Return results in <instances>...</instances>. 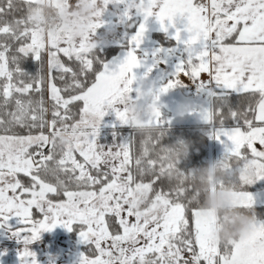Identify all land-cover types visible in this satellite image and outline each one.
<instances>
[{"label":"snow or ice","instance_id":"6c2138e0","mask_svg":"<svg viewBox=\"0 0 264 264\" xmlns=\"http://www.w3.org/2000/svg\"><path fill=\"white\" fill-rule=\"evenodd\" d=\"M26 3L29 7L33 0ZM109 3L128 28L143 17L135 32L123 34V57L111 62L100 55L102 44L64 39L45 45L27 27L17 31L26 16L7 20L13 0L0 5V109H5L0 112V229L24 245L21 264H38L30 246L42 233L57 227L72 231L77 225L81 242L96 252L95 258L81 254L80 264H264V247L256 244L264 240V220L257 218L259 231L249 241L223 249L212 244L213 222L201 217L191 199L196 190L176 173L166 150H155L171 121L158 109L152 112L147 125L159 131L151 136L130 116V104L144 91L159 96L185 87L181 76L195 84L207 103L190 114L209 125L211 139L225 145L223 158L244 162L240 195L242 206L252 209L255 198L245 187L264 180V0ZM153 17L176 45L158 47L149 56L142 45ZM96 27H105V21ZM173 55L179 59L171 75L153 79L152 73ZM27 57L40 63L34 75L22 66ZM233 93L258 99L238 112L229 101ZM9 106L12 110H6ZM74 107L78 119H73ZM109 113L132 129L111 147L98 139ZM228 118L234 126L226 125ZM17 127L27 134L13 131ZM136 135L142 138L138 153L133 152ZM250 160L258 162L251 175ZM20 173L30 178L28 184ZM34 210L40 218H34ZM13 219L24 226L13 228Z\"/></svg>","mask_w":264,"mask_h":264},{"label":"rangeland","instance_id":"374dc122","mask_svg":"<svg viewBox=\"0 0 264 264\" xmlns=\"http://www.w3.org/2000/svg\"><path fill=\"white\" fill-rule=\"evenodd\" d=\"M208 1L210 2V0ZM33 2L42 4L45 8H52L58 13L56 18L45 15L36 26L35 32L45 45H51L54 41L64 39L71 40L73 44L83 42L97 44L95 42L97 38L101 41L99 44H102L100 49L110 45H122L120 41L125 31L135 32L136 26L139 23H143V17L137 16L133 22L135 26L131 28H128L126 24H120L119 16L116 14L114 6H111L109 3V0H103L102 11L97 12L93 17L78 15L76 11H72L71 15H69V0H33ZM92 2L95 3V0H92ZM203 2L206 3V0H203ZM76 7L79 8V5ZM103 20L105 21V27L97 28L96 25ZM54 21H57V23H54ZM109 29H113V31H109ZM148 29L144 44L142 45L143 53H147L150 56L158 47L172 48L176 45V42L172 41L173 39L170 34L161 30L155 17L150 18ZM109 32L114 33L115 38L111 39L110 42H105L104 36ZM125 51H121L111 61L122 58ZM166 59L167 63L161 64L152 73L153 79L160 80L162 77L166 78L174 71L179 57L173 55ZM144 70L139 69L138 72L143 73ZM203 79L206 81L208 78L205 75ZM181 80L185 81V87L176 88L164 95L156 96L147 91L142 92L141 99L130 104V116L134 119V122L147 127V121L151 118V113L158 109L162 112L164 120L171 121V124L168 126H190L187 124L195 123L196 121L203 124L193 125L195 127L206 124L198 115L190 114L196 106L207 103L206 95L198 92L195 84H187L184 76H181ZM177 93H180L179 99L175 97ZM135 105H139L141 111L138 112ZM126 127L128 126L122 125L114 113H109L103 118L100 127L99 143L111 147L123 142L128 136L122 135L119 130ZM216 141L211 139V145H208V150H212L215 157L212 166H218V162L221 160V150L218 146H214L215 143L219 142ZM215 169L213 168V171ZM19 175L24 174L20 173ZM210 177L211 182L214 184L217 181L215 175L210 174ZM141 198H143L142 194ZM35 213L34 210V218H40L39 216L35 217ZM200 215L202 218L212 220L213 226L208 234V238L212 244L217 245L218 219L216 209L200 211ZM10 222L12 226H18L17 228L24 226L20 224L19 219H13ZM79 232L80 227L77 225L72 231H68L63 227V231L59 232L58 236H48L47 232L42 233L41 238L30 246L31 251L36 253L35 258L38 264H80L81 254H85V248L89 245L81 242ZM23 247L24 245L21 242L12 238L7 229H0V264H21L19 254L23 250Z\"/></svg>","mask_w":264,"mask_h":264},{"label":"trees","instance_id":"16d2710c","mask_svg":"<svg viewBox=\"0 0 264 264\" xmlns=\"http://www.w3.org/2000/svg\"><path fill=\"white\" fill-rule=\"evenodd\" d=\"M6 0H0V5H5ZM14 8L7 13L5 19L7 20H16L22 19L26 16V23H22L17 27V31L23 30L25 27L29 31H34L36 26L38 25L40 19L45 15L56 18L57 12H55L52 8H45L44 5L33 2L29 7L26 3V0H13ZM161 35V34H160ZM4 39L3 36H0V41ZM18 46V43L16 44ZM126 50L122 45H110L106 46L103 49H100V55L108 62H110L113 58L121 53V51ZM62 60L65 63H69L66 57L61 56ZM45 60H47V56L45 54ZM23 68L31 74H36L40 70V63L37 62L32 57H27L23 61ZM48 68L45 64L44 74L47 78ZM57 75L58 74H54ZM58 86L60 85V81L57 79ZM34 99H39V94H32ZM44 98L46 103L49 102L48 91L44 92ZM258 97H253L248 93L235 94L233 93L230 98V104L233 107V110L238 112H244L249 104L255 102ZM6 110H12L11 106H9ZM5 111V109H0V112ZM73 112L76 115L73 119H78V107L73 108ZM50 114V113H49ZM50 118V115L48 116ZM219 119V117L217 118ZM227 126H234V122L228 118L225 121ZM148 129V130H146ZM13 131L18 134L24 135L27 134L26 129L15 128ZM47 129L45 132L47 133ZM122 135L129 136L132 133V129L130 127L122 128L119 130ZM158 129L153 126L143 127V132L145 135L156 136L158 133ZM210 131L209 125H202L195 127L191 126H167L166 134L163 136L162 140L155 146V150L157 152H161L162 150H166L172 159H174L176 164V173H178L181 177L186 179L188 182V186L192 187L196 190V196H193L191 199L196 202L199 212L200 211H208L212 207L208 206V201L211 196V188L212 182L210 180V174L205 178L201 173L211 166V161L209 157L208 145L210 144L211 138L208 135ZM2 134V133H0ZM32 134H37L36 130H33ZM141 136L136 135L133 143V152L138 153L141 147ZM182 142V143H181ZM186 148H189L187 151ZM32 151V149H31ZM49 152V148L45 147V153ZM218 169L215 170L216 176L218 180L221 182L219 185V189L225 187V184L231 188V184L235 181V177H228L225 172L220 168L218 164ZM187 172V173H185ZM235 176V175H234ZM18 178L24 183L28 184L30 178L26 175H19ZM173 179H176V176H173ZM148 181V177H145V182ZM223 181V182H222ZM156 186H160L159 182ZM165 190H167L165 188ZM239 208L241 211L247 210L250 215H255L258 219L264 220V205H254L252 209H246L242 206L231 205L228 208H224L222 210H217V225H218V236H217V245L222 249L228 247L230 245L238 244L240 238L231 239V240H222V233L225 231L226 225L233 219L234 210ZM39 215L35 213V217ZM111 230V229H110ZM95 249L94 246H87L85 248V255L94 258L95 257Z\"/></svg>","mask_w":264,"mask_h":264},{"label":"crops","instance_id":"0c3cea01","mask_svg":"<svg viewBox=\"0 0 264 264\" xmlns=\"http://www.w3.org/2000/svg\"><path fill=\"white\" fill-rule=\"evenodd\" d=\"M206 3H209V1L206 0ZM172 41H175V40L173 39ZM179 94L180 93L175 94V97L177 99L180 98ZM240 94H242V93H240ZM182 107H184V106H182ZM200 124H203V123H199L196 121L195 123H188L187 125L191 126V125H200ZM204 125H208V124H204ZM210 145H211V142H210ZM214 146L215 147L218 146V148H220V150H221V154H220L221 160H219L220 162H218L220 168L225 172V174L228 177H231V178L235 177V181H234V185H233V183L231 184V188H229L228 185L225 184V187L219 189L218 187L221 184V182L218 180V178L215 174L217 181L214 184L212 183L211 196L213 197L218 192L222 191L230 199L231 205L242 206V197L240 195V188H239L241 173H240L239 169L244 166V162L243 161H240V162L230 161L228 159L223 158L225 151H226L224 144L217 142V143H215ZM257 147L259 148L260 146L257 145ZM209 157H210L211 166H212V164H214V161H215L214 158L215 157L213 155V151L210 149H209ZM257 165H258V162H256V161H251V160L248 161V167H247L248 174L250 173V171L253 172V169ZM249 175H251V174H249ZM210 179H211V177H210ZM245 190L248 191L249 193L253 194V196L255 198V205H264V180L255 181L253 184L246 186ZM214 208L215 207H212L210 210H212ZM215 209L217 212L218 209L217 208H215ZM258 231H259V229L257 227V222H256L252 226L250 231H248L246 234H244L240 237L239 243L246 242V241L253 239L254 237L257 236ZM256 244H257V246L264 247V240L256 239Z\"/></svg>","mask_w":264,"mask_h":264},{"label":"clouds","instance_id":"9594fccd","mask_svg":"<svg viewBox=\"0 0 264 264\" xmlns=\"http://www.w3.org/2000/svg\"><path fill=\"white\" fill-rule=\"evenodd\" d=\"M79 5V8L76 6ZM69 15L72 11H76L78 15L84 17H93L97 12L102 11L103 9V0H95V3L92 0H69ZM115 38L114 33H106L104 36L105 42H110L111 39ZM99 44L101 41L99 38L95 41ZM137 111H141L139 105H135ZM148 130V129H146ZM188 151L189 148H186ZM213 168L218 169V166H209L201 174L206 178L209 174L215 175ZM249 174H252L250 171ZM209 207H215L218 210L228 208L231 206L230 199L225 195L224 192H218L215 196L210 197L208 201ZM257 222V217L255 215H250L247 210L241 211L239 208L234 210L233 219L225 227V231L222 233V240H231L238 239L242 235L246 234L251 230L252 226Z\"/></svg>","mask_w":264,"mask_h":264},{"label":"flooded vegetation","instance_id":"af4514ba","mask_svg":"<svg viewBox=\"0 0 264 264\" xmlns=\"http://www.w3.org/2000/svg\"><path fill=\"white\" fill-rule=\"evenodd\" d=\"M11 223V222H10ZM13 228H17L18 226H12ZM60 228H62L63 229V227H57V228H55L53 231H51V232H47V234H48V236L49 235H52V236H58V235H54V233H56V232H58L59 230H60ZM59 234V233H58Z\"/></svg>","mask_w":264,"mask_h":264},{"label":"water","instance_id":"95a60500","mask_svg":"<svg viewBox=\"0 0 264 264\" xmlns=\"http://www.w3.org/2000/svg\"><path fill=\"white\" fill-rule=\"evenodd\" d=\"M62 231H63V229L60 228V230H59L58 232L54 233V235H58V233H59V232H62Z\"/></svg>","mask_w":264,"mask_h":264},{"label":"built area","instance_id":"2783aa9c","mask_svg":"<svg viewBox=\"0 0 264 264\" xmlns=\"http://www.w3.org/2000/svg\"><path fill=\"white\" fill-rule=\"evenodd\" d=\"M54 23H57V21H54ZM45 150V148L43 149V151Z\"/></svg>","mask_w":264,"mask_h":264}]
</instances>
